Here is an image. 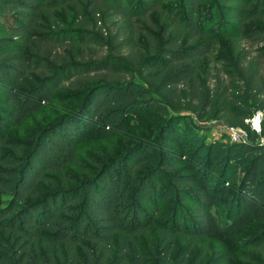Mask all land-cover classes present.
Listing matches in <instances>:
<instances>
[{"label":"trees","instance_id":"trees-1","mask_svg":"<svg viewBox=\"0 0 264 264\" xmlns=\"http://www.w3.org/2000/svg\"><path fill=\"white\" fill-rule=\"evenodd\" d=\"M111 16L127 23L122 35L93 28ZM139 30L140 65L117 55ZM217 44L223 72L211 75ZM105 45L114 52L102 57ZM263 70L264 0H0V264H224L228 255L194 252L198 240L250 225L245 244L259 248ZM66 94L80 98L31 140L9 135ZM182 110L248 140L209 141ZM134 112H145V133L91 173H67L84 137L125 134ZM150 228L146 249L135 235Z\"/></svg>","mask_w":264,"mask_h":264},{"label":"rangeland","instance_id":"rangeland-1","mask_svg":"<svg viewBox=\"0 0 264 264\" xmlns=\"http://www.w3.org/2000/svg\"><path fill=\"white\" fill-rule=\"evenodd\" d=\"M160 16L161 15L159 13L152 14V20L158 24L160 23ZM135 23L136 27H148V25L144 24V22H140L138 20H136ZM125 24L127 23H125L119 17L111 16L106 18V20L100 21L97 27L93 26V28L98 32L104 33L105 37H108L110 36V34L122 35V33L125 31ZM106 41L108 42L109 40L107 39ZM147 42V37L143 32L139 30L137 32V41L135 45L132 48L127 47L121 50L119 53H117V55L121 56L122 58H136L138 65H140L145 58L144 52L145 49H147ZM240 45L247 48L246 44L243 42H241ZM221 47L222 46H220V44H217L214 48V52L212 53L211 58L219 62L212 64L211 75H216L220 72H223V70L218 71V67L220 68V65H222L221 62L223 61L220 58L222 55ZM88 51L89 57L95 56L94 48L90 47ZM97 51H99V54L102 57L114 52L112 47H108L106 45L103 46V48L99 47ZM254 54L255 53H253L252 57L254 56ZM134 72H136V70ZM222 76L224 78L226 77L224 73H222ZM210 80V83H216L215 79L210 78ZM79 98L80 97L76 98V100L70 99L67 94L66 96H62L59 101L50 103L47 108L43 109L36 115H32L24 124L11 127L8 130L9 135L14 138L24 139L28 142L34 135L38 134L41 129L45 127L49 122L56 119L57 116L59 117L64 113V111H68L71 105L78 101ZM178 112L182 114H189L190 116H192V120L197 125H199L200 128L204 129L203 133L206 134V137L209 141L220 139L223 136L226 137L227 140L233 141L228 131L229 125L224 121L223 118L200 120L190 112H186L184 110ZM144 113L134 112L130 115V127L128 132L125 134H113L110 137H101L98 135H89L84 137L79 145L78 154L75 161L66 167L67 173L71 175V177L75 178L91 173L93 171V164H95L97 160H101L106 156L120 152L124 144L125 149L132 142L130 135H133L134 133H136V135H140L146 132L144 128L141 129V127H136L138 125L143 126L145 123H148V118L144 117ZM153 114V112L149 113V118ZM262 118V111H258L256 112L255 117L252 119H254L256 123H258V120H262ZM252 119L250 121H253ZM192 120L191 122H193ZM250 123L252 128H254L253 123ZM221 199L222 198H219V201L221 203L219 209L225 215L226 205L224 204V200ZM161 217L162 216H160V218ZM257 227L258 226L256 225H250L245 230L236 234L231 240L224 239L221 234L208 238H200L194 248V252L204 251L206 258H209L213 255H228V259L224 262V264H256L257 262L264 259V243L259 248H249L245 244V239L249 235L253 234L256 231ZM135 237L139 240V242H141L144 248L147 249L150 243L156 242L157 233L154 228H150L147 232L137 233Z\"/></svg>","mask_w":264,"mask_h":264},{"label":"built area","instance_id":"built-area-1","mask_svg":"<svg viewBox=\"0 0 264 264\" xmlns=\"http://www.w3.org/2000/svg\"><path fill=\"white\" fill-rule=\"evenodd\" d=\"M252 120L253 121L251 122L253 123L254 126L253 129L256 130L257 132H261V120H258V123H256L254 119ZM228 131L231 135V138L235 142H242L248 140V133L239 127L229 126ZM260 140H261V144L264 145V137H262Z\"/></svg>","mask_w":264,"mask_h":264}]
</instances>
